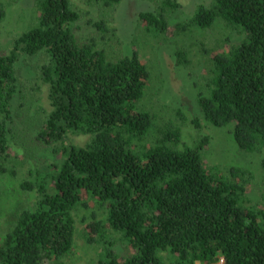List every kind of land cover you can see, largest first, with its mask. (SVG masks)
I'll return each instance as SVG.
<instances>
[{
	"label": "trees",
	"instance_id": "obj_1",
	"mask_svg": "<svg viewBox=\"0 0 264 264\" xmlns=\"http://www.w3.org/2000/svg\"><path fill=\"white\" fill-rule=\"evenodd\" d=\"M150 1L136 14L142 44L116 58L103 19L85 22L97 36L76 35L72 0H34L33 22L0 53V174L33 196L4 230L0 264H65L76 237L91 248L89 264H264V158L257 179L206 163L207 134L180 147L187 116L152 103L158 60L144 52L173 44V63L194 76L200 119L232 126L240 151L262 153L264 0H199L178 20L181 1ZM34 56V78H22L20 61ZM200 119L191 122L202 129ZM25 120L47 156L21 170L5 162Z\"/></svg>",
	"mask_w": 264,
	"mask_h": 264
},
{
	"label": "rangeland",
	"instance_id": "obj_2",
	"mask_svg": "<svg viewBox=\"0 0 264 264\" xmlns=\"http://www.w3.org/2000/svg\"><path fill=\"white\" fill-rule=\"evenodd\" d=\"M81 12V17L78 20L76 35L81 40H86L98 35L96 29L85 23L86 20L92 19L98 21L103 19L107 25L115 29L114 36L109 40V48L113 49L110 52L112 58H116L122 48L131 50L133 46L142 39L137 36L138 30L136 23L137 12L153 9V2L150 0H122L121 3L113 8L88 7L85 0H72ZM182 2L181 8L177 11L174 20L183 19L189 16L190 11L199 3V0H179ZM205 1V0H202ZM207 1V0H206ZM205 1V2H206ZM6 14L0 22V53L6 52L16 36L25 31L33 22L34 18V0H6ZM139 45V46H140ZM174 45L166 43L161 48L155 50L152 47L145 48L144 52L149 54L152 59V54L156 52L158 65L153 66L157 81L150 85H156L153 90L160 87L159 97H155L152 103L157 99L169 106L180 107L187 116V121L181 129V146L192 145L195 140L201 135L207 134L210 138V143L204 151L205 162L210 165H234L245 167L254 171L257 179L260 178L262 171L260 168V160L264 158L262 153H246L240 151L235 143L230 130L232 126L216 127L208 122L200 119V114L196 108L195 89L192 87L189 69L182 66H176L172 58ZM118 54V55H117ZM38 57L24 58L19 63V74L22 78L33 79L34 75L30 74V68L39 61ZM156 59V58H154ZM153 92V91H152ZM155 93V92H153ZM152 95V94H151ZM150 95V97H151ZM153 97V96H152ZM151 98H146L149 100ZM146 100L144 102H146ZM45 99H42V102ZM41 102V98H40ZM199 118L202 124V129L197 128L191 120ZM27 124V125H26ZM37 124L29 125L25 120L21 127H18L19 132L13 133L16 141L10 142L11 158L9 162H5L8 167L15 166L24 170L42 158H46L47 152L43 146H40L33 141V133L36 131ZM20 134V137L18 136ZM83 140L80 141L82 144ZM18 179L11 176L9 173L0 174V240L4 234L7 224L11 223L13 213L19 207L25 204V200H32V194L25 195L18 188ZM78 227L80 225L78 224ZM90 247L84 245L80 237H76L75 248L69 254L65 264H89L88 259L92 255Z\"/></svg>",
	"mask_w": 264,
	"mask_h": 264
}]
</instances>
